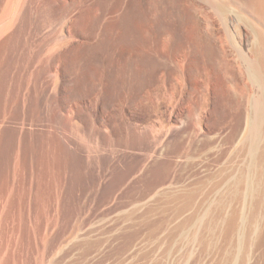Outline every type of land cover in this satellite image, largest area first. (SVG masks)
I'll use <instances>...</instances> for the list:
<instances>
[{"label": "rangeland", "instance_id": "1", "mask_svg": "<svg viewBox=\"0 0 264 264\" xmlns=\"http://www.w3.org/2000/svg\"><path fill=\"white\" fill-rule=\"evenodd\" d=\"M206 21L225 40L203 0H0V264H264Z\"/></svg>", "mask_w": 264, "mask_h": 264}, {"label": "bare ground", "instance_id": "2", "mask_svg": "<svg viewBox=\"0 0 264 264\" xmlns=\"http://www.w3.org/2000/svg\"><path fill=\"white\" fill-rule=\"evenodd\" d=\"M203 1L222 27L225 40L210 31L207 21L205 29L199 24L201 38L190 47L191 67L214 76V81L226 78L232 87L242 86L247 100L242 98L237 105L241 113L229 138L234 141L244 124L241 147L249 155L250 165L253 161L264 167V0Z\"/></svg>", "mask_w": 264, "mask_h": 264}]
</instances>
